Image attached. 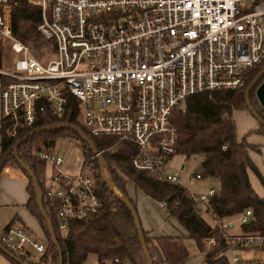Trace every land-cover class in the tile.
<instances>
[{
  "label": "built area",
  "instance_id": "obj_1",
  "mask_svg": "<svg viewBox=\"0 0 264 264\" xmlns=\"http://www.w3.org/2000/svg\"><path fill=\"white\" fill-rule=\"evenodd\" d=\"M31 1L40 7L37 29L46 45L38 50L47 59L13 33L12 3L0 0V43L9 41L11 48L8 64L0 65V154L6 129L16 136L19 124L32 126L46 112L64 117L73 95L86 134L135 144L136 169L184 186L166 167L179 135L174 110H185L191 95L244 86L249 69L264 62V0ZM115 148L113 143L98 150ZM34 153L51 167L44 178L47 194L65 234L72 218L103 204L93 170L86 160L79 171H68L64 155L47 147ZM194 177L204 176L196 172ZM216 191L214 185L186 188L195 210L225 236L231 264H264L239 253L263 246L264 234L232 231L237 221L248 222L253 210L229 219L213 215L206 202ZM168 203L159 200L161 207ZM206 241L216 242L214 237ZM0 242L26 263H47V238L27 224L10 223ZM99 264L131 262L115 257Z\"/></svg>",
  "mask_w": 264,
  "mask_h": 264
},
{
  "label": "trees",
  "instance_id": "obj_2",
  "mask_svg": "<svg viewBox=\"0 0 264 264\" xmlns=\"http://www.w3.org/2000/svg\"><path fill=\"white\" fill-rule=\"evenodd\" d=\"M13 6V33L23 35L36 45L41 37L37 25L41 20L38 4L31 0H10ZM0 43V65L7 53ZM264 62L249 69L247 83L238 88L217 90L210 96L208 93L191 95L186 100V109L176 108L172 120L178 127L179 135L176 143V153L190 157L194 154L203 155L196 172H202L204 177H215L219 180L216 193L206 202L213 215L229 219L237 217L247 208L253 210V217L246 223H241L240 233L264 234V196L260 195L252 185L249 170L259 173V168L250 155V149L260 146L251 144L243 137L238 139L235 111L248 107L245 92L251 82L261 72ZM251 92L254 109L264 119V106ZM80 105L78 99L69 95L68 109L64 117L58 118L48 112L44 113L32 126L19 124L18 134L12 136L7 129L4 132V148L0 154V172L10 161L17 162L15 150L34 171L42 188L44 207L51 217L57 239L62 247L63 264H83L90 254H95L98 261L103 262L119 257L131 264H148L135 220L130 207L123 198L113 191L102 176L98 157H93L91 146L81 138L78 131L72 128H55L40 131L29 136L18 146V141L33 129L50 124H74L84 131L79 122ZM257 130L264 133V124L259 123ZM97 148L109 147L115 143V150L106 149L103 155L106 159L108 176L125 196L129 197L137 208V202L130 195L127 185L133 181L144 192L156 200L170 198L168 211L175 215L180 223L189 231L200 251L205 253L207 264H231L230 256L225 253L226 240L222 232L213 226L210 218L195 210L192 199L186 194V187L173 182H167L149 176L146 172L136 169L131 162V156L136 146L128 141H119L115 137L92 136L87 134ZM75 137L82 144L84 162L91 165L99 194L103 204L91 214L75 217L69 221V230L60 232L55 216L52 200L46 189V160L37 156L34 151L47 143L54 147L58 137ZM227 145L226 147H224ZM20 165V164H19ZM23 168V167H22ZM29 177L27 185L30 194L26 206L38 218L47 236V253L45 260L60 264V252L49 231L47 219L43 216L37 201V190L33 178ZM195 172V173H196ZM194 173V174H195ZM179 199L178 203L174 200ZM147 247L152 257V264H185L189 257V248L185 239L173 235L151 236L143 227ZM214 237V244H207L206 239ZM262 247L263 246H255ZM245 247L244 250L255 248ZM16 264L15 261L5 252ZM29 264H35L29 262Z\"/></svg>",
  "mask_w": 264,
  "mask_h": 264
},
{
  "label": "rangeland",
  "instance_id": "obj_3",
  "mask_svg": "<svg viewBox=\"0 0 264 264\" xmlns=\"http://www.w3.org/2000/svg\"><path fill=\"white\" fill-rule=\"evenodd\" d=\"M26 41L30 44L32 43L27 40V38ZM38 43L40 44L38 47H43L46 45V42L41 37L39 38ZM3 44L4 45H2V47L4 51L7 52L3 56V62L4 64H8V60L11 57L10 43L9 41H6ZM32 45L33 43L31 44V46ZM38 47L36 45L35 47L32 46L33 52L38 55L39 58L47 59L41 54V52L38 50ZM252 95L256 99L258 98L255 93V90ZM235 118L237 128L240 132L241 137H244L246 141L251 144H256L260 146V151L257 148L250 149V152L252 154L251 157H253V161L258 166L259 173H256L253 170H249L248 172L250 181L254 186L255 190L260 195L264 196V133H260L257 130V128L260 126L259 121L254 116V114H252V112L248 110V108L238 109L235 112ZM79 122L82 125L80 118ZM43 147L53 149L57 153L62 152L66 160L65 167L72 171H74L82 163V159L84 158L81 141L79 139H76L75 137L60 136L58 137L56 144L53 148L47 145V143H44L39 149ZM202 159L203 155L200 154H194L190 157H187V155L183 153H175L166 162L167 171L171 173L177 172L184 187H186L190 191L207 189L210 185L214 184L216 186L219 185V180L215 177H205L203 179H197L196 177H194V173L199 167ZM8 163L17 164V162L14 161H10ZM105 169L107 171L106 166ZM50 175L51 167L47 166L46 177H49ZM127 189L129 193L137 200L138 214L145 229L149 225L150 228L159 231H166L167 233H170V235L173 236L183 237L189 248V257L191 255L198 256L200 254L201 251L197 247L195 241L192 238H189V236H187V233L183 230L179 223H177L176 219L171 216L168 211V208H161L157 201H154L151 197L146 195L143 190L137 188L133 182H130L127 185ZM25 192V184L18 181V179L10 180L7 177L0 178V233L5 230L4 227L11 220V218L20 213V210L22 214H27V218H29L31 221L26 217H24V221H18L27 224L30 228H33L32 226L37 227L35 230H37L38 233H41L40 228L36 224H34L35 220L31 219L33 218V215L29 214V212H27L26 208L23 205L21 206L20 204L12 202L13 199H19L20 197H22ZM170 216L171 218H169ZM241 225V222L237 221L236 226L232 231L234 233H240ZM44 236L47 238L46 234H44ZM241 251L242 252L239 253L242 257L264 259V248L262 247H255ZM46 264L55 263L47 261ZM83 264H99V261L95 254H90L88 259Z\"/></svg>",
  "mask_w": 264,
  "mask_h": 264
},
{
  "label": "water",
  "instance_id": "obj_4",
  "mask_svg": "<svg viewBox=\"0 0 264 264\" xmlns=\"http://www.w3.org/2000/svg\"><path fill=\"white\" fill-rule=\"evenodd\" d=\"M255 90V93L258 97L259 102L261 103V105L264 106V67L261 70V72L256 76V78L251 82V84L248 86V88L246 89L245 92V97H246V101L249 107V110L252 112V114H254V116L258 119V121L260 123L264 124V119L260 117V115L257 113V111L254 109V106L252 104L251 101V92ZM55 128H72L75 129L76 131H78V133L80 134L81 138L83 140H85L92 148L94 153H98V159L100 161L101 164V169H102V176L105 179V181L107 182V184L110 186V188L115 191L119 196H121V198H123V200L125 201V203L130 207L134 220H135V224L139 233V237L144 249V252L146 254L147 260H148V264H152V257L151 254L149 252V249L147 247V243H146V238H145V233L143 230V225H142V221L141 218L138 214V210L136 209V207L134 206V204L132 203L131 199L127 196H125L122 192H120L118 190V188L116 187V185L114 184V182L112 181V179L108 176V173L105 169L106 166V159L104 157V155L102 153H99L98 148L95 146V144L93 143L92 139L86 134V132L74 125V124H68V123H56V124H50L41 128H36L31 130L30 132H28L26 135H24L17 143V146L23 142L26 138H28L31 135H34L37 132L40 131H45V130H50V129H55ZM15 154L17 157V161L18 163L27 170V172L30 174V176L33 178L34 180V184L37 190V201H38V205L41 209V212L43 214V216L47 219L48 222V227H49V231L50 234L52 236L53 241L56 243V245L58 246L59 252H60V264H63V257H62V247L57 239L56 236V231H55V227L53 224V221L51 219V217L48 215L44 204H43V200H42V188L40 185V182L38 181L34 171L32 170V168L19 157L18 151L17 149L15 150ZM167 201H170V198H166ZM0 249L5 252L7 255H9L11 258H13L15 261L19 262L20 264H28L26 263L20 256L16 255L14 252H12L11 250H9L7 247H5L1 242H0Z\"/></svg>",
  "mask_w": 264,
  "mask_h": 264
},
{
  "label": "crops",
  "instance_id": "obj_5",
  "mask_svg": "<svg viewBox=\"0 0 264 264\" xmlns=\"http://www.w3.org/2000/svg\"><path fill=\"white\" fill-rule=\"evenodd\" d=\"M249 110V109H248ZM237 111V110H236ZM235 111V112H236ZM250 111V110H249ZM258 120V119H257ZM260 123V122H259ZM237 132H238V139L239 140H241L242 139V137H241V135H240V132L238 131V128H237ZM62 153V152H61ZM63 154V153H62ZM250 155L252 156V154H251V152H250ZM253 158V157H252ZM83 162H84V158L82 159V163L73 171V172H77V171H79L80 170V168H81V166H82V164H83ZM66 168V167H65ZM67 169V168H66ZM68 171H72V170H69V169H67ZM46 172H47V168H46ZM4 178V177H7L8 179H10V180H13V179H18V181H20V182H22L23 184H25V187H26V192H25V194L22 196V197H20L19 199H13L12 200V202L13 203H17V204H20L21 206L23 205L25 208H26V210H27V212H29V214H31V215H33L32 217L33 218H31L32 220L34 219L35 221H34V224H36L39 228H40V231H41V233H38L37 232V230H35L37 227H35V226H32L33 228L32 229H34L38 234H41V235H43V234H45L44 233V230H43V228H42V225H41V223L39 222V220H38V218L30 211V209L26 206V204H27V202H28V200H29V197H30V194H29V192H28V189H27V185H28V183H29V177H28V175L26 174V172L23 170V168L20 166V165H18V164H16V163H8V164H6L4 167H3V169H2V171H1V173H0V178ZM203 178H205V177H203ZM203 178H201V179H203ZM47 182V179H46V181H45V183ZM130 182H133V181H129L128 182V184L130 183ZM134 183V182H133ZM135 184V183H134ZM136 185V184H135ZM210 186H212V185H210ZM209 186V187H210ZM214 186H216L215 184H214ZM218 186V185H217ZM136 187L137 188H140V187H138L137 185H136ZM208 187V188H209ZM141 189V188H140ZM142 190V189H141ZM146 195H148L146 192H144ZM131 195V194H130ZM132 196V195H131ZM149 196V195H148ZM133 197V196H132ZM149 197H151V196H149ZM134 198V197H133ZM152 198V197H151ZM135 199V198H134ZM154 201H157L158 203H159V200H156V199H154V198H152ZM0 200H1V198H0ZM135 201L137 202V200L135 199ZM160 206V205H159ZM161 207V206H160ZM161 208H167V207H161ZM27 215V214H26ZM25 214H22L21 213V210H20V213H18L16 216H14V217H12L11 218V220L6 224V226L4 227V229L10 224V223H12V222H15V221H18V220H21V221H24V217H26L27 218V216H26ZM172 217H174L175 219H176V221H177V223H179V225L183 228V230L187 233V236H189V231L180 223V221L178 220V218L175 216V215H171ZM171 216L169 217V218H171ZM208 216V215H207ZM209 217V216H208ZM210 218V217H209ZM27 219H29V218H27ZM30 220V219H29ZM210 220H211V218H210ZM31 221V220H30ZM179 221V222H178ZM212 222V221H211ZM146 227V226H145ZM146 229L149 231V234L151 235V236H157V235H170V233H167L166 231H159V230H156V229H153V228H150L149 227V225H148V227H146ZM39 231V232H40ZM0 264H16L15 262H13L10 258H8V256H6L5 254H4V252L0 249ZM185 264H207L206 263V261H205V253L204 252H200V254L198 255V256H193V255H191L190 257H189V259L187 260V262L185 263Z\"/></svg>",
  "mask_w": 264,
  "mask_h": 264
}]
</instances>
